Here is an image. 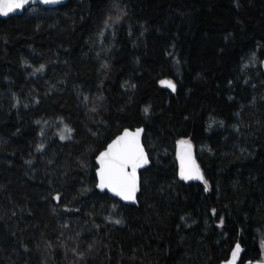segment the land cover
Masks as SVG:
<instances>
[{
    "label": "trees",
    "instance_id": "trees-1",
    "mask_svg": "<svg viewBox=\"0 0 264 264\" xmlns=\"http://www.w3.org/2000/svg\"><path fill=\"white\" fill-rule=\"evenodd\" d=\"M263 60L264 0H68L0 19V264H218L236 242L240 264L263 261ZM137 126L151 164L127 205L97 190L95 156ZM181 139L207 191L177 176Z\"/></svg>",
    "mask_w": 264,
    "mask_h": 264
},
{
    "label": "snow or ice",
    "instance_id": "snow-or-ice-1",
    "mask_svg": "<svg viewBox=\"0 0 264 264\" xmlns=\"http://www.w3.org/2000/svg\"><path fill=\"white\" fill-rule=\"evenodd\" d=\"M35 2L36 0H0V15L7 16L9 13L22 10L29 3ZM40 2L56 4L60 3L61 0H40ZM43 67L41 65V69ZM160 83L173 91L176 90V84L170 80H161ZM148 110V108H145L144 111L147 113ZM65 131L67 135L61 134L60 138L62 140L71 139L74 129L65 125ZM142 132L143 129H136L135 131L124 129L122 134L106 143V146H103V150L99 151L96 156L99 164L96 168V176L98 177L96 187L101 191L107 189L123 201L136 202L137 193L140 191L141 185L138 171L149 163L148 155L140 139ZM178 144L181 146L179 173L181 179L203 180V174L192 155L191 141L181 139ZM39 147L42 149L44 146L40 145ZM204 183L207 190V181H204ZM53 199L60 201L61 195L57 193ZM213 212H215V209H213ZM114 223L121 224L123 221L116 219ZM221 223H223V218H221ZM240 251V244L237 243L231 253V258L224 261V264H236ZM248 264H251V261ZM257 264H264V261H258Z\"/></svg>",
    "mask_w": 264,
    "mask_h": 264
},
{
    "label": "water",
    "instance_id": "water-1",
    "mask_svg": "<svg viewBox=\"0 0 264 264\" xmlns=\"http://www.w3.org/2000/svg\"><path fill=\"white\" fill-rule=\"evenodd\" d=\"M67 2H68V0H61L60 3H56V4H44V3H41L40 0H36L35 3H29V4L26 5L25 8L22 9V10H16L15 12L9 13L7 16L0 15V19H6V18H9V17H11V16L21 15V14L24 12V10H26V9L32 7V6H42V7H46V8H53V7L62 6V5H64V4H66ZM263 69H264V60H263ZM164 80H169V79H164ZM162 86H163V87H166V88H169V87H167L166 85H162ZM169 89H170L171 91H173L171 88H169ZM124 129H129L130 131H135L136 129H143V132L141 133V137H140V139H141V143H142L143 146H144V143H143L144 127H143V126H137V127H134V128L125 127V128H123L118 134H116L112 139H114L116 136L122 134V132L124 131ZM112 139H111V140H112ZM111 140H110V141H111ZM110 141H109V142H110ZM191 144H192V155H193V158H194L196 164L199 166V162H198L197 157H196L195 146H194V144H193L192 142H191ZM144 149H145V152H146L147 155H148V152H147L145 146H144ZM102 150H103V149H102ZM102 150H101V151H102ZM180 151H181V146H180V145L178 144V142H177V144H176V146H175V159H176V165H177V176L181 179V177H180V175H179V173H180ZM98 154H99V152L97 153V155H98ZM97 155H96V156H97ZM96 156H95V164H96V168H97V167L99 166V164H98V162H97V160H96ZM148 159H149V163H148V165H146L144 168H142V169H140V170L138 171V175H139V177H140V172H141L143 169L147 168V167L151 164V160H150L149 155H148ZM199 168H200V166H199ZM200 171H201V173H202L201 168H200ZM202 174H203V173H202ZM95 175H96V169H95ZM181 180L184 181V182H197V183H203V182H204V179H203V180H199V179L184 180V179H181ZM97 183H98V177L96 176V184H97ZM96 188H97V187H96ZM97 190H99L100 192H107L109 195H111L112 197L118 199L119 201L123 202L124 204H127V205H137V199H136V202L123 201L122 199H120L119 197H116L114 194H112V193H111L110 191H108L107 189L101 191L99 188H97ZM205 190H206V189H205ZM207 190H208V189H207ZM207 190H206V191H207ZM139 192H140V191H139ZM139 192L137 193V196H138ZM237 243H239V242H236V243L233 245V247H232V249H231V251H230L229 256L227 257V259H230V258H231V253H232V251H233V249L235 248V245H236ZM239 244H240V243H239ZM240 248H241V251H240L239 256H238V258H237V260H236V264H240L241 256H242V253H243V251H244V247H243L241 244H240ZM227 259L222 260V261L219 262L218 264H224V261H226Z\"/></svg>",
    "mask_w": 264,
    "mask_h": 264
},
{
    "label": "rangeland",
    "instance_id": "rangeland-1",
    "mask_svg": "<svg viewBox=\"0 0 264 264\" xmlns=\"http://www.w3.org/2000/svg\"><path fill=\"white\" fill-rule=\"evenodd\" d=\"M261 63H262V66H263V61ZM263 261H264V259H263Z\"/></svg>",
    "mask_w": 264,
    "mask_h": 264
}]
</instances>
